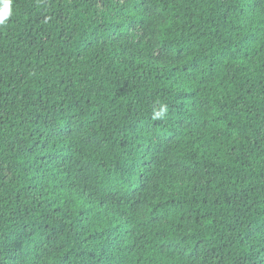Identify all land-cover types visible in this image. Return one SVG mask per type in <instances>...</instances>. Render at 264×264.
Returning <instances> with one entry per match:
<instances>
[{
	"label": "trees",
	"instance_id": "trees-1",
	"mask_svg": "<svg viewBox=\"0 0 264 264\" xmlns=\"http://www.w3.org/2000/svg\"><path fill=\"white\" fill-rule=\"evenodd\" d=\"M0 264H264V0H12Z\"/></svg>",
	"mask_w": 264,
	"mask_h": 264
},
{
	"label": "clouds",
	"instance_id": "clouds-1",
	"mask_svg": "<svg viewBox=\"0 0 264 264\" xmlns=\"http://www.w3.org/2000/svg\"><path fill=\"white\" fill-rule=\"evenodd\" d=\"M12 15V0H0V26L8 22L9 17ZM164 109L154 113V118L158 119L164 114Z\"/></svg>",
	"mask_w": 264,
	"mask_h": 264
}]
</instances>
